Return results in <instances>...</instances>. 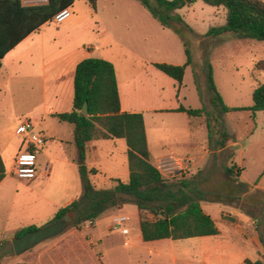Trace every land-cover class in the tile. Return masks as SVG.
Masks as SVG:
<instances>
[{"label":"rangeland","instance_id":"374dc122","mask_svg":"<svg viewBox=\"0 0 264 264\" xmlns=\"http://www.w3.org/2000/svg\"><path fill=\"white\" fill-rule=\"evenodd\" d=\"M261 1L264 2V0ZM120 9L125 10L122 16L117 13ZM222 10L197 1L176 11L192 30V32L180 30L191 54V65L185 70L181 91L182 96L185 97L182 104L193 106L196 102L192 89L194 79L205 112L212 115L210 118L212 126H214L215 114L209 103L210 94L206 87V65L211 66L215 88L228 107H249L252 104V87L256 83H264V69H255L256 63L261 61L264 63V41L238 39L231 33H224L214 39L203 38L210 27L224 24L225 16ZM69 12L70 17L61 24L50 21L45 26V37L50 42L56 40V43H65L74 49L95 47L102 36L97 29L100 24L113 39L119 42L120 47H115L114 50L120 54L123 48H127L146 61L171 62L173 65L182 64L185 61L184 47L178 36L170 29L160 28L159 24L136 1L96 0V11L93 12L88 0H75ZM115 15H117L116 19H114ZM64 24L71 25V28L62 30L61 25ZM124 26L127 28L124 29ZM57 28L60 29L58 35ZM108 39L103 42L108 43ZM2 98L1 145L10 141H19L20 135L16 133L18 126L25 120H30L33 125H36L41 112L38 96L20 94ZM201 118L205 119L204 116ZM49 121L51 120L48 119L46 123ZM145 123L149 142L154 150H158L160 138L155 135L154 125L172 124L175 127L173 130L177 129L176 134L180 136L185 122L183 115L148 114L145 115ZM224 125L230 137L224 146L230 145L231 142H236L237 146L233 149L228 147L214 155L212 165L207 172L197 176L199 189L204 194V200L200 201L201 209L214 219L216 226L223 230V233L210 236L206 241L202 239L175 241L172 250L159 251L155 243L141 242L138 212L136 207L128 201L120 208H110L101 214L100 219L104 221L98 229L102 242L101 248H99L100 242L92 239L89 233L93 223H83L75 229L70 222L59 235L38 243L16 256L10 242L16 232L11 233L10 228L22 215L19 214L17 206L11 207L10 199L17 185L16 180L10 177L7 186L5 184L4 189L0 190V264L20 262L50 264V258L56 259L57 264L58 258L53 256L55 251L75 247H82L94 253L92 255L94 264H238V259L233 256L228 257L217 250L220 243L237 236L235 222L240 215L248 221L260 247L257 255L249 250L244 253L250 260H261L264 263V249L259 241L261 226L264 225V111L257 112L254 118L246 111L228 113L224 116ZM211 142L210 148L215 149L214 130L211 131ZM2 155L7 170L10 167L8 154L3 152ZM232 155L234 163L241 168V175L236 177L234 174V178L227 179L223 173V166L230 164ZM36 156L37 164L43 167L46 164V158L39 153ZM152 160L150 159L151 162ZM160 170L164 174L162 177L168 182L194 176L185 168L175 175L172 169L167 171L161 168ZM238 181L242 182L245 188L240 186ZM54 185L51 187H55ZM75 185L80 187L79 180L76 177L73 180L70 175H67V186ZM213 203L217 205L212 206L216 209L212 208L211 212L208 207H211ZM68 216H72L73 221V213H67L66 217ZM117 216H125L126 221L122 228L126 229L127 234L123 235L111 229L106 230V226L111 224L110 220ZM142 216L148 220L154 219L146 212H143ZM70 231H73L77 238L64 239ZM100 250L105 253L103 259ZM67 260L70 264H75L73 257H68Z\"/></svg>","mask_w":264,"mask_h":264},{"label":"crops","instance_id":"0c3cea01","mask_svg":"<svg viewBox=\"0 0 264 264\" xmlns=\"http://www.w3.org/2000/svg\"><path fill=\"white\" fill-rule=\"evenodd\" d=\"M20 1L26 6L46 3V0ZM92 11H96V0ZM222 11L225 16V11ZM124 12L125 10L122 9L117 10V13L121 16L125 14ZM116 17L117 15L114 19ZM48 23L42 25L37 31L17 44L0 62V106L2 105V97L20 94L40 97L39 104L41 105L38 123L33 125L34 132L43 139V144L39 148L28 147L22 136H20L19 141L0 144V160L5 170L4 177L0 181V190L4 189L5 184L7 186L10 177L16 180V191L10 199L11 207L17 206L19 214L22 215L10 228L11 233L30 226L39 229L52 223L51 220L57 211L68 206L81 194L82 187L76 164V149L73 139L74 127L71 124L59 122L53 115L72 111L74 70L76 65L84 59H102L112 64L120 112L142 115L149 161L153 159V162L150 161V163L158 169L161 175H164L163 171L158 168V164L161 162L165 168L163 170L169 171L172 169L174 175L185 168L186 171L194 175L196 186L200 187L197 176L207 172L212 165L214 155L221 153L228 147L233 149L237 146L236 142H231L230 145L223 148L216 146L215 149H211L212 142L208 136L206 121L201 117L189 118L185 113L176 111L179 106L186 109H200L202 107V101L198 95L194 79L192 89L196 96V102L193 106L182 104L185 100L181 93L183 80L185 70L189 66L185 67L182 84L178 88L173 79L153 67V64L162 63L161 61H146L127 48H123L120 51L121 54L116 52L114 48L120 47L119 42L113 39L110 33L100 24L97 28L102 34L99 44L95 47H76L74 49L68 47L65 43H56V40L50 42L45 37L44 29ZM61 26H63L62 30L71 28L69 24ZM126 28L124 26V29ZM160 28L163 27L160 26ZM57 29L56 34L58 35L60 29ZM105 39H108L109 42L104 43ZM154 52L156 53V50ZM184 63L185 61L182 64H175V66ZM165 64L173 65L171 62H165ZM148 114L183 115L185 123L182 127V134L180 133L181 135L178 136L176 134L178 130L174 131L175 127L172 124L160 123L154 125L155 135L160 138V149L154 150L149 142L145 123V115ZM48 119L51 121L46 123ZM29 149H32L35 155L39 153V155L44 156L47 160L46 164L43 167L40 164L38 165L36 156V177L32 180L17 179L10 172L12 163L18 153ZM126 150L127 147L123 139H98L86 143L84 165L87 170L95 171L93 175L89 176L95 189H108L114 185L113 180L115 179L122 182L127 180L129 171ZM3 152L8 154V160L10 161V167L7 170L2 155ZM169 157H173L175 160H169ZM233 159L232 155L230 163H234ZM235 165L240 170L238 173V177H240L241 168L237 164ZM67 175H70L73 180L76 177L80 182V187H76V185L68 187ZM52 185L55 187H51ZM216 205L217 203H213L211 207H208L211 212L216 209L212 206ZM206 214L208 215V213ZM100 216L101 214L94 219L92 222L93 227L89 230L92 239L100 242L99 248H101L102 242L98 229L104 222L100 219ZM114 218L110 221L112 222ZM210 218L212 219L211 216ZM212 220L214 221V219ZM236 220L235 230L237 236L220 243L217 251L228 257H235V259H238V264H244L245 260L254 262L255 260H250L244 252L249 250L257 255L260 248L256 241L257 237L253 236L248 221L244 220L242 215L238 216ZM110 225L106 226L107 231L110 230ZM216 228L219 234L223 233V230L217 226ZM224 232L226 231L224 230ZM208 237L210 236L183 240L202 239L206 241ZM66 238H77V235L70 231L64 239ZM140 240L143 242L141 235ZM175 241L179 240L163 239L143 243H155L156 249L163 251L164 249L172 250ZM100 251L103 259L105 253L102 250ZM93 254L82 247H75L59 249L55 251L53 256H57V264H70V261L67 260L68 257H73L75 264H94ZM49 260L50 264H56V259L50 258Z\"/></svg>","mask_w":264,"mask_h":264},{"label":"trees","instance_id":"16d2710c","mask_svg":"<svg viewBox=\"0 0 264 264\" xmlns=\"http://www.w3.org/2000/svg\"><path fill=\"white\" fill-rule=\"evenodd\" d=\"M138 2L163 28L175 33L184 47L185 63L180 66L156 63L157 70L173 79L177 87L182 84L185 67L191 65V54L180 30H192L176 13L177 10L201 1L205 5L222 8L225 22L221 26L210 27L203 38H217L224 33L234 34L238 39L264 41V2L261 0H134ZM94 9L95 0H88ZM74 0H46L40 5H23L20 0H0V62L17 44L51 18L60 10L72 7ZM1 65V63H0ZM255 69H264L258 62ZM206 87L210 94L209 103L214 110V126L210 124L212 115L200 109H186L182 106L177 112L189 118L205 117L208 136L211 131L216 136V146L223 148L230 139L224 125V116L231 112L246 111L254 118L257 112L264 111V83L252 87V104L249 107H228L218 94L211 72L206 65ZM198 95L200 96L199 89ZM201 99V98H200ZM83 103L87 104V115L80 113ZM59 122L73 125V139L76 149V164L81 182V194L68 206L57 211L51 222L73 213L71 226L78 229L81 224L93 222L100 214L110 208H120L128 201L138 212V228L143 242L163 239L183 240L205 236H215L218 230L214 221L203 212L200 201L204 194L196 186L194 177L168 182L149 161L142 115L120 112V104L111 63L96 58L80 61L74 70L72 111L53 115ZM123 139L127 150L128 178L125 182L113 180L108 189H95L89 179L94 170L84 165L85 145L90 140ZM28 151L33 152L32 149ZM240 170L234 163L223 166L227 179L238 177ZM5 170L0 160V181ZM238 184L245 188L243 183ZM149 213L153 220L143 218ZM30 226L22 228L14 237L36 230ZM259 241L264 249V225L261 226ZM244 264H264L261 260Z\"/></svg>","mask_w":264,"mask_h":264},{"label":"built area","instance_id":"2783aa9c","mask_svg":"<svg viewBox=\"0 0 264 264\" xmlns=\"http://www.w3.org/2000/svg\"><path fill=\"white\" fill-rule=\"evenodd\" d=\"M70 16L68 9H62L57 12L52 18L51 22L55 24H61ZM16 133L24 137L27 142V146L33 149L39 148L43 144V139L34 132V127L31 121L25 120L16 130ZM169 160L174 161L173 157H169ZM159 169H163V163L158 164ZM11 174L17 179L32 180L36 177V155L33 152L25 151L18 153L12 163L10 170ZM126 221L124 216L115 217L110 225L112 231H120L121 234H126V229L122 228L123 223ZM92 224V222H88ZM25 264V263H17Z\"/></svg>","mask_w":264,"mask_h":264},{"label":"water","instance_id":"95a60500","mask_svg":"<svg viewBox=\"0 0 264 264\" xmlns=\"http://www.w3.org/2000/svg\"><path fill=\"white\" fill-rule=\"evenodd\" d=\"M80 113L87 115V104L83 103ZM72 221V216L56 220L44 227L34 231L27 232L20 237H13L11 239V247L16 256H19L26 250L34 247L38 243L53 238L59 235Z\"/></svg>","mask_w":264,"mask_h":264}]
</instances>
